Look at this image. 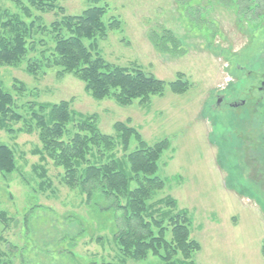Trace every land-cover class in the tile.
<instances>
[{
    "label": "rangeland",
    "instance_id": "1",
    "mask_svg": "<svg viewBox=\"0 0 264 264\" xmlns=\"http://www.w3.org/2000/svg\"><path fill=\"white\" fill-rule=\"evenodd\" d=\"M57 1L70 15L96 5L93 0ZM259 1L250 0L253 5ZM97 5L107 6L105 21L116 17L122 22L120 29L98 40L99 51L108 62L137 64L167 82L183 73L191 86L181 94L167 89L149 102L135 100L122 106L112 98L95 99L81 80L59 74L53 65L43 66L37 74L26 71L27 60L18 66H1L0 89L11 92L24 118L11 123L12 132L0 130V144L14 151L17 167L11 173L0 171V212L10 218L7 223L0 221V250L10 264L160 262L153 254L142 260L122 258L112 233L121 224L115 217L123 211L95 208L78 188L64 183L62 167L50 159L41 161L34 153L41 146L38 132L24 130L32 103L71 100L76 111L95 115L105 134L116 137L114 124L121 121L136 127L150 145L169 139L170 147L162 154L157 171L165 185L153 198L171 197L177 202L172 212H188L190 237L200 244L194 253L196 264H264V203L258 193L245 192L242 197L232 191L222 169L226 163H218L220 152L208 135L213 90L225 86L229 71L264 55V15L256 20L240 17L236 3L220 0H100ZM0 8L21 13L14 0H0ZM57 11L32 9L31 19L37 20V26L48 27L47 31L33 30L28 42L32 61L42 60L41 51L53 46L49 30L62 15ZM165 31L179 39L184 52L157 49L152 35L162 37ZM217 114L218 127L214 123L212 129L219 134L229 125L230 112ZM39 166L46 170V180L39 176ZM100 202L102 207L112 203L104 198ZM166 237L170 239V229Z\"/></svg>",
    "mask_w": 264,
    "mask_h": 264
},
{
    "label": "trees",
    "instance_id": "2",
    "mask_svg": "<svg viewBox=\"0 0 264 264\" xmlns=\"http://www.w3.org/2000/svg\"><path fill=\"white\" fill-rule=\"evenodd\" d=\"M14 1L21 13L0 8V67L18 66L27 60L26 71L37 74L43 66L53 65L59 74H72L81 80L95 99L112 98L122 106L135 100L149 102L152 96H162L167 89L181 94L191 86L183 73L167 82L137 64L121 66L108 62L99 51L98 40L120 29L122 22L116 17L105 21L107 6L97 5L100 0H93L96 5L78 15L66 14L57 0H27V4ZM220 1L236 3L240 17L256 20L264 15V0L254 5L250 0ZM33 8L42 12L59 10L62 14L50 24L53 46L41 51L42 60L34 61L28 58L29 39L35 27L38 31H47L48 27L37 26V20L31 19ZM152 40L161 51L184 52L179 39L170 31H165L162 37L153 34ZM39 42L43 44L42 39ZM32 104L24 130L38 132L41 146L34 153L41 161L50 159L55 166L62 167L64 183L78 188L95 208L123 211L115 217L121 224L112 233L122 258L142 260L153 254L159 257V264H196L194 253L200 244L190 237L192 219L188 212H172L177 202L171 197L155 201L153 198L165 185L157 171L162 154L170 147L169 139L150 145L136 127L121 121L114 124L116 137L105 134L96 116L76 111L71 100ZM23 118L11 92L0 89V130L12 132L11 123ZM133 142L136 146L131 149ZM16 168L14 151L0 144V171L11 173ZM37 169L46 180V170L42 166ZM103 198L112 202L109 207L101 206ZM9 220L6 212H0V221ZM169 229L170 239L166 237ZM0 264H10L2 250Z\"/></svg>",
    "mask_w": 264,
    "mask_h": 264
},
{
    "label": "flooded vegetation",
    "instance_id": "3",
    "mask_svg": "<svg viewBox=\"0 0 264 264\" xmlns=\"http://www.w3.org/2000/svg\"><path fill=\"white\" fill-rule=\"evenodd\" d=\"M228 73L225 86L213 90L208 104L214 111L208 135L220 152L218 163H226L222 169L232 191L242 197L258 193L264 203V55ZM225 111L230 112V122L218 134L212 127H218L217 113Z\"/></svg>",
    "mask_w": 264,
    "mask_h": 264
}]
</instances>
